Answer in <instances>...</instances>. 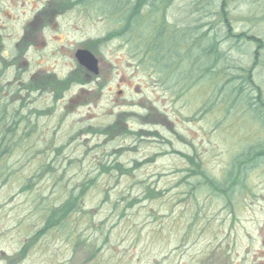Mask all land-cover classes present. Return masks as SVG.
I'll return each instance as SVG.
<instances>
[{
	"label": "rangeland",
	"instance_id": "374dc122",
	"mask_svg": "<svg viewBox=\"0 0 264 264\" xmlns=\"http://www.w3.org/2000/svg\"><path fill=\"white\" fill-rule=\"evenodd\" d=\"M123 1L0 0V264H264V155L235 162L264 126L225 77L249 71L257 43L223 27L263 41L264 97V0H224L226 20L220 0H151L130 25ZM161 26L182 43L160 56ZM85 47L99 80L65 81Z\"/></svg>",
	"mask_w": 264,
	"mask_h": 264
},
{
	"label": "trees",
	"instance_id": "16d2710c",
	"mask_svg": "<svg viewBox=\"0 0 264 264\" xmlns=\"http://www.w3.org/2000/svg\"><path fill=\"white\" fill-rule=\"evenodd\" d=\"M67 1L70 2V1H74V0H67ZM78 1L83 2L86 0H78ZM150 1L151 0H135L134 4L131 7H128L129 8L128 9L129 14H128V17H126V21H128L127 23L129 25H130L131 20L135 21L136 18L139 17L140 7L143 6V4L149 3ZM167 1L170 2L172 0H167ZM121 3L123 4V6H121L120 8H125V10H127V7L125 6L126 1L121 0ZM129 3H130V1H129ZM217 13L220 15V17H222V19L226 20L227 11L224 8V0H220ZM128 24H126L121 30H119L115 33H117V35H121V34L125 33L126 28L129 26ZM227 24L228 23L225 22V24L223 26L225 29V36H226L225 40L234 38V39H236L235 43L236 42L239 43L242 39H246V40H250L252 42L257 43L256 44L257 47L253 51V58H254L253 65L251 67H249V71L245 72V75H241V76H238L239 74H237L236 76H234V74H233V76H231V75H229V73H227L228 77L227 76H225V77L227 78L226 79L227 84L232 82V81L234 82L235 78H241V82L237 85H233L230 88V91L232 93H235L236 96H238V97H240V98H242L248 102V104H249L248 109L253 112L254 118L256 120H258L264 126V97H263V94L261 92V89L259 88L258 85L255 84V80L253 79V70L255 69L257 64H259L258 60L260 59L259 57L261 55V52H260L261 49H258V48L263 47V41L261 39L257 38L255 35H251L249 33L247 34V32H241V33L234 35L233 31L231 30V26L227 25ZM218 37H219V34L217 31L213 34L212 38H209V40L207 41V45L202 46L203 57L205 59L207 58L209 63L212 62V60L210 59V55L213 56V58H214V60H213L214 63L212 66L213 68H215L217 66V63L223 57H225V55H223L222 52L220 51ZM221 42H223V41H221ZM181 43H182V41L176 40V42H174L173 40L170 39V37H167L166 27L161 26L160 32L158 34V45H156L158 47V49L160 50V56L162 55L161 52L164 51L163 49H166V51H172L173 48L179 47L181 45ZM175 50L177 51V49H175ZM229 68L230 69H235V68L236 69H240V68L242 69L243 67L238 66L236 64L235 65L234 64L233 65L228 64L227 69H229ZM226 70H223L222 72H224L226 74ZM213 73H214V75H216L219 72L215 71L213 69ZM230 73H232V72H230ZM252 87H254V88H252ZM249 89H251V90L253 89V90H256L258 92L255 98L253 95H250V93L248 92ZM254 149L255 150L253 152L250 151L249 153H244L243 155H240L236 159L235 162L237 163L238 166H240V168H241L240 171L242 170V167H244L246 165V163H248L249 161L256 160V159H258L264 155V143L259 144ZM232 175L233 174L231 172L230 176H232ZM205 181H207V183H208L207 185H210L213 188L214 187L215 188L216 187L222 188V186H225V183H223V185H220L217 182H215V180H212L210 177H207ZM226 184L228 187H225V192H227L228 196H230L234 192V186H233L234 184L228 183V181L226 182ZM75 201L72 202L69 199L64 204H62L61 206L54 208L50 218L53 216H58L60 220H63L65 217L70 215L75 210V208H76Z\"/></svg>",
	"mask_w": 264,
	"mask_h": 264
},
{
	"label": "flooded vegetation",
	"instance_id": "af4514ba",
	"mask_svg": "<svg viewBox=\"0 0 264 264\" xmlns=\"http://www.w3.org/2000/svg\"><path fill=\"white\" fill-rule=\"evenodd\" d=\"M98 70H99L98 74H95L91 70H89L88 68H85V67L81 68L79 66H75L74 70L71 69L70 72L67 74V76H66L67 78L65 79V81L70 79V78H72L71 80L74 81L75 80L74 78H76V77H73L75 75V72L80 71L82 74L83 73L84 74L82 77L83 79H80V80L77 79L79 81V83L81 85L91 84V83L98 81L100 78V71H101L100 65L98 67ZM77 75H79V74H77ZM84 92H87L84 88H82V90H80V91L74 92L73 95L70 96L66 102L68 104V106L74 107L76 104H79V99L81 98L82 93H84ZM78 125L81 126V123H79ZM109 126L111 127L112 124H110Z\"/></svg>",
	"mask_w": 264,
	"mask_h": 264
},
{
	"label": "water",
	"instance_id": "95a60500",
	"mask_svg": "<svg viewBox=\"0 0 264 264\" xmlns=\"http://www.w3.org/2000/svg\"><path fill=\"white\" fill-rule=\"evenodd\" d=\"M76 57L81 65L97 73L98 59L89 49H78L76 51Z\"/></svg>",
	"mask_w": 264,
	"mask_h": 264
}]
</instances>
